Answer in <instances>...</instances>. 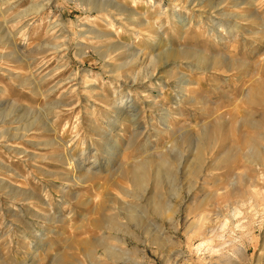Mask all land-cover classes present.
<instances>
[{"label": "rangeland", "instance_id": "374dc122", "mask_svg": "<svg viewBox=\"0 0 264 264\" xmlns=\"http://www.w3.org/2000/svg\"><path fill=\"white\" fill-rule=\"evenodd\" d=\"M0 264H264V0H0Z\"/></svg>", "mask_w": 264, "mask_h": 264}, {"label": "bare ground", "instance_id": "6f19581e", "mask_svg": "<svg viewBox=\"0 0 264 264\" xmlns=\"http://www.w3.org/2000/svg\"><path fill=\"white\" fill-rule=\"evenodd\" d=\"M73 1H74V0H73ZM76 1H77V2H81V0H76ZM88 2H89V1H88ZM39 11H40V8H36V9H35V13H36V14H37ZM237 228H238V227H237ZM237 228H236V229H237Z\"/></svg>", "mask_w": 264, "mask_h": 264}]
</instances>
